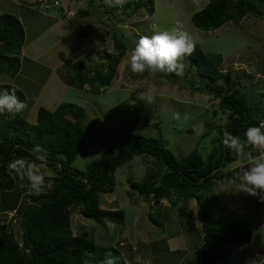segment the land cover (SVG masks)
I'll list each match as a JSON object with an SVG mask.
<instances>
[{
	"label": "rangeland",
	"instance_id": "374dc122",
	"mask_svg": "<svg viewBox=\"0 0 264 264\" xmlns=\"http://www.w3.org/2000/svg\"><path fill=\"white\" fill-rule=\"evenodd\" d=\"M55 1L60 5L55 6ZM130 1L126 0L123 7H119L110 5L107 0H99L94 6L86 0H0V15L17 16L26 34L20 55V73L15 78L1 73L0 86L14 85L25 93L27 108L22 116L32 125L37 124L41 108L53 111L63 103H73L84 109L85 145L73 164L83 172L106 149L130 135L162 141L177 160L188 157L195 150L205 158L212 153L214 140L227 123L228 112L220 108L214 97L191 87L189 80H195V88L202 89L206 85L195 75L194 68L187 72L190 57L185 56L181 61L187 79L171 76L166 80L160 74L153 78L147 72L141 75L130 70V53L139 37H151L177 22L209 57L221 56L220 68L226 77L218 85L224 88L234 85V88L248 93L260 116L264 115V19L248 15L239 25L230 22L218 30L205 32L193 26L191 17L204 9L210 0H154L153 16L146 9L127 15L130 11H125L124 6ZM42 2L44 7H41ZM46 6H49L48 10ZM116 34L123 36L129 49L111 86L96 93L90 87L79 90L69 85L67 71L70 63H84L89 70L106 64L108 55L116 51ZM6 132L7 128L0 126V139ZM258 155L259 151L250 154V158ZM18 158L32 161L21 154H15L13 160ZM247 160L250 159L245 152L236 163L242 166ZM154 161L156 159L151 156L135 157L117 171L115 192L102 196L103 209L125 212L124 225L99 224L85 219L75 208L72 212L73 231L77 236L88 232L102 247L100 256L106 257L114 246L123 250L128 264H137V257L140 258L139 264H199L205 255V240L198 202L178 197L156 202L153 196L145 200L130 187L131 180L142 182L146 178ZM234 166L235 163L229 171ZM48 169L44 166L39 171L44 177L52 176ZM239 170L232 171V177L226 176L215 184L216 209H221L225 197L231 195L229 191L237 184L233 176ZM10 174L16 180V188L12 194H0V224L8 221L6 211L15 202L21 201L22 208L32 193L23 186L27 184L26 180L20 181L11 171ZM50 186L51 183H46L44 188ZM14 214L15 211L11 215ZM151 215L160 223L154 224ZM252 219L256 222L254 228L264 225V220ZM257 229H253L252 238L257 237ZM15 232L20 238L19 226H15ZM260 232L263 233L264 229ZM173 236L184 238V244L170 252L166 238ZM222 238L226 241V237ZM255 245L234 249L225 243L221 249L226 254L223 257L217 255V264H264V241Z\"/></svg>",
	"mask_w": 264,
	"mask_h": 264
},
{
	"label": "trees",
	"instance_id": "16d2710c",
	"mask_svg": "<svg viewBox=\"0 0 264 264\" xmlns=\"http://www.w3.org/2000/svg\"><path fill=\"white\" fill-rule=\"evenodd\" d=\"M86 1L94 6L99 0ZM41 7H44L43 2ZM48 9L49 6H46ZM143 9L153 16L154 0H132L124 6L125 11H130L127 12L129 16ZM248 15L264 19V0H210L204 9L193 14L191 21L195 28L209 32L230 22L239 25ZM25 43L26 34L20 19L9 13L0 15V74L13 78L19 75L22 67L20 55ZM115 48L116 51L108 55L106 64H99L91 70L84 63H70L68 84L79 90L90 87L96 93L110 87L129 49L120 34L115 35ZM189 57L191 63L187 72L194 68L195 75L206 85L202 89L195 88V80H189L191 87L214 97L219 101L220 108L228 112L227 123L214 140V149L207 158L195 150L188 157L177 160L162 141L130 135L106 149L83 172L73 167L85 145L86 129L83 124L86 113L83 108L73 103H63L53 111L41 108L36 125L23 118L25 110L14 117L0 116V126L7 128L0 139V194L15 192L16 180L10 174L8 163L15 154L34 160L31 150L35 145L47 150L45 167L53 173L45 177V184L51 183L50 187H45L39 195L30 193L22 208L18 200L6 211L9 219L0 224V264H101L106 259L99 255L102 247L88 232L78 236L74 233L72 212L78 208L85 219L104 225H124L125 212L103 209L102 196L117 189V171L135 157L143 155L156 161L148 168L142 182L130 181V187L140 197L149 200L153 196L157 201H172L178 197L198 202L205 240V255L199 264H217V255L223 257L226 254L221 249L225 243L234 249L252 243L253 229L249 220L225 206L216 209L218 198L214 189L217 181L231 176L229 168L234 163L236 165L240 158L224 146L225 131L243 140L247 128L258 126L264 115L260 116L248 93L236 86L234 88V85L225 88L218 85L226 77L220 68L221 56L209 57L197 44L195 52ZM187 72L182 75L185 79L188 78ZM160 75L166 80L171 76L179 77L174 73ZM11 89H15L17 96L27 104L25 93L20 88L8 84L0 86V91ZM247 150L256 149L247 145L245 152ZM13 211L15 214L11 215ZM150 220L154 224L160 223L152 215ZM15 226L20 228V238ZM218 231L225 235H219ZM222 237H226V241ZM260 237L264 238V232H260ZM120 246L123 247L121 243ZM109 251L113 256L121 257L117 264H124L126 257L122 254L123 250L114 246Z\"/></svg>",
	"mask_w": 264,
	"mask_h": 264
},
{
	"label": "clouds",
	"instance_id": "9594fccd",
	"mask_svg": "<svg viewBox=\"0 0 264 264\" xmlns=\"http://www.w3.org/2000/svg\"><path fill=\"white\" fill-rule=\"evenodd\" d=\"M107 2L110 5L123 7L126 0H107ZM59 4L58 2L55 6ZM195 49L194 37L177 22L170 29L155 32L151 37H139L130 53V70L133 74L141 75L147 72L153 78L162 73L182 76L185 65L181 61L185 56H191ZM26 108L27 104L17 96L15 89L0 91V116L14 117ZM244 137L245 139L242 140L225 131L223 139L224 146L237 156L244 154L247 145L260 153L249 161L247 164L249 167H242L237 172L236 191L257 196L261 202H264V120H261L258 126L247 128ZM31 155L35 158L34 160L14 159L8 163L7 167L20 181H27V184L23 186L33 194L39 195L45 186V177L39 169L47 164L48 152L40 145H35L31 150ZM105 256L106 259L101 264H117V261L121 259V257L113 256L111 252H107ZM136 259L139 264L140 258ZM124 264L128 262L125 260Z\"/></svg>",
	"mask_w": 264,
	"mask_h": 264
},
{
	"label": "crops",
	"instance_id": "0c3cea01",
	"mask_svg": "<svg viewBox=\"0 0 264 264\" xmlns=\"http://www.w3.org/2000/svg\"><path fill=\"white\" fill-rule=\"evenodd\" d=\"M255 152H258V151L257 150H255V151L247 150L246 151V153L249 155L250 160H251L250 154L253 155V154H255ZM250 160L245 161L246 164H248ZM244 163L242 166L247 167L248 165H246ZM242 166H241V163L239 165H235L232 168V170L230 169V173L232 171L239 170V168ZM233 173L234 172L231 173V177H232ZM233 177L236 178V176H233ZM229 192L231 195H228L229 197L228 196L225 197V204H223V205L224 206L226 205L227 208H230L232 211H234L238 215L246 217L249 220L252 228L257 229V228H254V226L256 225V222L253 221L252 217H255V218L260 219L262 221L264 220V202H261L260 198L257 196H251V195H248L244 192L236 191V184H234V188ZM262 229H264V225L257 229V237L256 238L253 237L252 243H250V245L254 244V243L258 244V241H260V240L264 241V238H261L260 233H259V230H262ZM183 241H184V238L181 239V236L168 237V238H166V246H167L168 250L171 252V250H173L174 248H176L180 244H184ZM154 244H156V243L154 242ZM154 244H152V246ZM256 250H259V249L256 248ZM165 252H167V251H165ZM180 260H181V258H180Z\"/></svg>",
	"mask_w": 264,
	"mask_h": 264
},
{
	"label": "built area",
	"instance_id": "2783aa9c",
	"mask_svg": "<svg viewBox=\"0 0 264 264\" xmlns=\"http://www.w3.org/2000/svg\"><path fill=\"white\" fill-rule=\"evenodd\" d=\"M58 4V2H56V5Z\"/></svg>",
	"mask_w": 264,
	"mask_h": 264
}]
</instances>
